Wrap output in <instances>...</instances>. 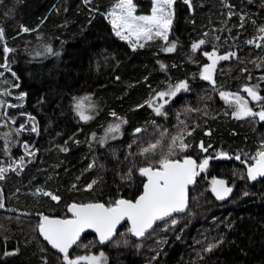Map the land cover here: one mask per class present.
I'll return each mask as SVG.
<instances>
[{"label": "trees", "instance_id": "16d2710c", "mask_svg": "<svg viewBox=\"0 0 264 264\" xmlns=\"http://www.w3.org/2000/svg\"><path fill=\"white\" fill-rule=\"evenodd\" d=\"M116 2L0 0V88L6 95L0 128L15 129L36 153L34 164L27 166L22 147L16 160L23 156L26 169L10 178L9 172L1 182L0 251L4 246L6 252L0 264H58L62 256L38 236L40 217L67 218L73 203L134 201L145 182L139 169L158 168L161 152L182 131L188 147L182 151L177 144L169 159L192 157L201 165V144L209 159L188 187L186 212L156 224L141 239L127 224L104 246L93 235H83L70 256L103 251L108 264H264V178L249 183L242 161L262 151L264 124L230 119L219 100L221 92L246 87L264 98V40L256 46L264 27V0H190L191 8L175 0L167 42L154 38L135 48L117 38L105 18ZM134 5L137 15H150L153 7L151 0H134ZM200 40L205 43L193 52L192 44ZM173 43L174 51L164 50ZM5 46L11 50L7 54ZM213 51L235 55L221 60L215 84L209 85L201 74L204 53ZM180 82L188 90L165 97L166 115H157L148 102L161 104L157 94ZM82 99L92 103L87 122L75 107ZM258 103L264 107V99ZM117 120L123 124L120 132L106 138L104 128ZM11 130L8 150L7 136L0 135V161L7 151L17 152L14 144L20 141ZM158 140L155 154H142ZM217 152L239 156V162L215 160ZM216 178L233 189L223 204L210 192ZM36 189L59 199L37 197Z\"/></svg>", "mask_w": 264, "mask_h": 264}, {"label": "snow or ice", "instance_id": "6c2138e0", "mask_svg": "<svg viewBox=\"0 0 264 264\" xmlns=\"http://www.w3.org/2000/svg\"><path fill=\"white\" fill-rule=\"evenodd\" d=\"M89 2L90 0H85V3ZM174 3L175 0H153L152 14L137 16L134 14L136 6L133 0H118L116 8L108 15L112 17L111 24L117 36L127 40L135 37L136 44L133 47L135 48L137 45L143 47L144 44L140 43V41H148L153 39V37H159L167 42L173 22L172 5ZM184 3L191 7L190 0H184ZM24 31H28V29L25 28ZM260 32L264 33V27L260 28ZM2 38L3 29H0V39ZM259 39L264 40V36L259 37ZM204 43V40H200L198 43L192 44V51L196 52ZM249 43H252V41H249ZM256 46L259 47L260 45L257 44ZM174 49L175 44L173 43L164 50L171 52ZM3 51L7 54L11 50L5 46ZM46 51L51 52V49H46ZM204 55L211 61V64L203 68L201 78L215 84L212 74L217 61L227 60L230 56L235 55V53L218 56L213 51L212 53L206 52ZM2 66L7 68V64ZM161 68H164V65H161ZM181 89L188 90L186 82H180L174 87H170L168 91L159 92L157 97L160 100H164L168 96L175 97ZM244 91L248 93L252 100L259 102L264 99L252 88L246 87ZM220 95L221 98L229 100L230 104L235 106L233 115L236 119L258 116L261 121H264V107H262L261 111L254 112L248 106L249 102L244 97L238 94L224 92H221ZM148 104L157 115H166L162 111L164 104L156 105L151 100ZM3 107L4 102L0 101V108ZM8 107H12V105H8ZM75 107L77 115H79L81 120L87 122L92 118L86 114L87 109L83 101L78 102ZM113 115L115 114L113 113ZM119 129L120 125L117 124L114 127H110L108 131L117 132ZM32 131H36V128L33 127ZM136 131L139 132L140 129ZM187 135H191V132L188 131ZM177 144L182 151L188 147L184 142V131L171 138V144L166 153L161 152L160 159L157 161L158 168L154 169L152 166H147L139 169L140 175L147 177V183L143 185V194L134 202L126 199H118L108 206L102 203H73L68 208V211L72 214V219H51L47 216H41V222L38 225L39 232L53 249L62 254L64 264H102L104 260L103 254L100 257L79 256L75 259L69 256V249L77 243L81 233L86 229H92L99 235L100 242L105 243L112 238L117 225L121 221L127 220L131 224L129 229L131 234L136 237H142L149 229L153 228V225L157 221L166 220L173 213L183 212L185 210L187 206L186 187L188 184L193 183L194 177L197 175L195 170L197 165L191 159H184L182 162L169 159L173 155V149ZM24 147L27 154L28 145L25 144ZM158 147H161L159 140L145 147L142 150V154H155ZM201 148H203V144H201ZM204 150L206 151V149ZM257 157L255 165L248 167V177L252 180L257 179L258 176L264 177V151H260ZM236 158L239 159V157ZM21 164H23L22 158ZM207 164L208 159H205L199 165L200 169L203 170ZM17 167H20V165H17ZM12 170L15 171L16 169L13 168ZM6 171L7 169L0 167V179H4V173ZM213 183L220 184L221 186L224 184L223 181H213ZM88 187L91 188V185ZM213 191L216 193L217 199H224L231 192V188H222V190L213 188ZM44 195H51L53 200L59 199V197L51 193L45 192ZM0 207H3L2 203H0ZM171 223L175 225L176 220L172 219ZM215 246V244L209 245L206 250L211 251Z\"/></svg>", "mask_w": 264, "mask_h": 264}, {"label": "rangeland", "instance_id": "374dc122", "mask_svg": "<svg viewBox=\"0 0 264 264\" xmlns=\"http://www.w3.org/2000/svg\"><path fill=\"white\" fill-rule=\"evenodd\" d=\"M152 1V5H153V0H151ZM184 1V0H183ZM117 2H118V0H117ZM117 2L116 3H114L110 8H109V10L107 11V13L105 14V18L107 19V21H108V24L110 25V27H111V29H112V31H113V33H114V35L117 37V38H119L120 40H123V41H126L131 47H133V45L134 44H136V38L135 37H132L131 38V40H127V39H121L120 38V36H117L116 35V32H115V30L113 29V27H112V24H111V19H112V17H110L108 14L110 13V12H112L115 8H116V5H117ZM133 3H134V0H133ZM188 5V4H187ZM189 6V5H188ZM191 8V7H190ZM172 12H173V5H172ZM135 15H137V13L135 12L134 13ZM152 14V11H151V13H150V15ZM137 16H139V15H137ZM154 38H156V39H160L159 37H153V39ZM160 40H162V39H160ZM149 41V40H148ZM142 42H145V41H143V40H141L140 41V43H142ZM138 46V45H137ZM253 88V87H252ZM5 89H4V87L3 88H0V93H4V94H0V101H2V102H4V105H6V101H5V97H6V95H5ZM244 91V89H242V91H238V92H224V93H233V94H238V95H240V96H242V97H244L245 99H247L248 100V106L250 107V108H252V110L254 111V112H259V111H261L262 110V107H263V105L262 104H260V103H258L257 101H255V100H252V98L248 95V93L247 92H243ZM85 99H82L81 101H83V103H84V106H85V108L87 109V112H86V114L87 115H90V113H91V109H90V107H92V103H91V101L90 100H88L87 102L86 101H84ZM159 100V99H158ZM219 100H220V102L221 103H223L225 106H226V108L228 109H226L225 111H227L226 113L228 114V116L230 117V119H233V120H238V121H248V122H250V123H253V125H262V124H264V123H262V121L259 119V117L258 116H256V117H252V116H249V117H245V118H242V119H236L235 117H234V115H233V113H234V111H235V106L233 105V104H230V102H229V100H226V99H223V98H221V95H220V98H219ZM154 101H156V103H157V99H155ZM80 102V101H79ZM159 103H161V104H163L164 103V100H159ZM1 109V108H0ZM258 117V118H257ZM257 119V120H256ZM2 119L0 118V124H2ZM262 123V124H261ZM120 125V129H119V131H117V132H109L108 131V129L110 128V127H114L115 125ZM8 125V124H7ZM122 125L123 124H121V122H119L118 120L117 121H115V122H112V123H110V124H107V126L104 128V134L106 135V138H107V136H114L115 134H117V133H119L120 132V130H121V128H122ZM6 128H8V126L6 127ZM10 128H8V129H5V127L4 128H0V135L2 134V135H6L7 136V139H8V141L6 142V145H5V148L8 150L9 148H8V146H9V141H10V137H8V135H7V133H9L10 132ZM2 131V132H1ZM12 131V133H13V137H15L17 140H22V138H20L19 139V134L17 133V131L15 130V129H12L11 130ZM105 137V136H104ZM14 139V138H13ZM108 140H110V138H108L107 139V141ZM23 141V140H22ZM22 141H20L18 144H17V141H15L16 143V145L14 144V148H13V150H17V152L16 153H13L12 154V152L11 151H7L6 152V158L5 159H2L1 161H0V167H3V168H5V169H7V171L4 173V176H6V175H8V173H9V171L11 170V168H19L20 170V172H17V171H13V175H15V173H16V175H20V173H21V171H23L22 170V168H20V167H17V166H15V164H14V161L17 159V157L18 156H20L19 154H20V152H22L23 151V149H22V147H24L23 146V142ZM262 145H264V144H262ZM204 149H206V148H204L203 147V150H202V152H201V154H200V164L201 163H203V161L205 160V159H207L208 157H206L205 156V153H206V151L204 150ZM20 150V151H19ZM18 151H19V153H18ZM262 151H264V149L262 150ZM260 151H257L256 153H255V155L254 156H252L251 158H248V159H242V161H245V162H247L248 163V165H247V163L246 164H244V165H247V166H251L254 162H255V160H256V158H257V154L259 153ZM23 155V154H22ZM212 156H227V157H230V158H232V159H234L232 156H229V155H227V154H223L222 152H217V153H215L214 155H212ZM211 157V156H210ZM237 157H239V156H237ZM21 158H22V156H21ZM21 158H20V162H21ZM235 159H237L236 157H235ZM239 159H240V157H239ZM239 159H237V161L239 162ZM28 160H30V162L29 161H27V166L29 165V163L30 164H34V162H33V159L31 158V159H28ZM19 161V160H18ZM32 161V162H31ZM234 165H236V163L234 164ZM8 166H10L9 168H8ZM22 167H24L25 169H26V166L25 165H21ZM206 172V171H205ZM12 174V173H11ZM9 175L8 176V178L9 177H11L12 175ZM238 180H239V178H238ZM0 181L1 182H3L4 181V179H0ZM6 181V180H5ZM4 181V182H5ZM212 181V180H211ZM1 182H0V185H1ZM34 193H35V195L38 197V196H40V195H42L43 194V196L45 197V196H48L50 199H52L51 198V195H44V193H41V191H39V190H37V191H34ZM47 193H49V192H47ZM38 194V195H37ZM53 200V199H52ZM56 201V200H55ZM164 228H165V226H164ZM79 249V248H78ZM5 249H4V246H3V251H0V256H2L3 258H4V256H5ZM101 254H103V257H104V260H103V262H102V264H108V260H107V256L105 255V253L103 252V251H97V252H95V253H93V252H89V254H84V252H76L75 254L73 253L72 254V256H70V254H69V256H70V258H72V259H75L76 257H79V256H96V257H100L101 256ZM58 255V254H57ZM76 255V256H75ZM58 264H64V261H63V259H61V261H59V263Z\"/></svg>", "mask_w": 264, "mask_h": 264}, {"label": "water", "instance_id": "95a60500", "mask_svg": "<svg viewBox=\"0 0 264 264\" xmlns=\"http://www.w3.org/2000/svg\"><path fill=\"white\" fill-rule=\"evenodd\" d=\"M261 36H264V33H261V34L256 38V41H257L258 44H259L260 41H261V39H259V37H261ZM205 59H206V62H207L206 65L211 64V61L208 60L206 56H205ZM220 63H221V60H218L217 63H216L215 69H214L213 74H212V75H213V80H215V71H216V69H217V67H218V65H219ZM205 82H206L207 84H209V85H212V84H213L212 82H210V81H208V80H205ZM226 158H227V156H218V157L215 158V160H223V159H226ZM257 158H258V157H257ZM257 158H256V159H257ZM185 159H191V160L195 161L192 157H188V158H185ZM234 159H235V158H234ZM183 160H184V159H183ZM183 160H179V161L182 162ZM195 163H196V161H195ZM255 163H256V160H255V162H254L251 166H254ZM196 165H197V163H196ZM248 167H250V166H247V165L244 166V168H245V173H246V177H247L249 183H254L256 180H258V179H263V178H264V177H259V176H258L257 179H255V180L250 179V178L248 177ZM205 168H206V167H205ZM205 168H204V169H205ZM195 170H196V172H197V175H199V174L201 173V169H200L199 165H197V167H196ZM142 177L145 179L144 184L147 183V177H144V176H142ZM213 181H223L224 184H223V186H221L220 184H214ZM213 181L211 182V185H210V192H211V195H212L213 198H214L218 203H220V204H223V203L227 202V201L230 199V197L232 196V193H233V189H232V187L229 185L228 181L225 180V179L216 178V179H214ZM193 183H194V180H193ZM193 183L188 184L187 187H186V200H187V206H186L185 210H184L183 212L173 213L172 216H173L174 214H176V215H181V214H183V213L186 212V210H187V208H188V204H189L188 187H189L190 185H192ZM213 188H216L217 190H222V188H231V192H229V193L225 196L224 199H217L216 193L213 191ZM142 194H143V188H142V192H141L140 195H142ZM140 195H139V196H140ZM139 196H138L136 199H138ZM136 199H135V200H136ZM135 200H134V201H135ZM134 201H133V202H134ZM85 204H87V203H85ZM71 205H72V204H70V205L67 206V209H66V212H67V218H64V219H72V214L68 211V208H69ZM172 216H171V217H172ZM47 217H49V216H47ZM171 217H169V218H171ZM49 218H51V219H61V218H59V217H49ZM169 218H166V220H168ZM163 221H165V220H163ZM40 222H41V217H40L39 223H40ZM160 222H162V221H157V222L153 225V228H154V226H155L156 224H158V223H160ZM124 224H127L128 227H129V229H130L131 224H130L129 221H127V220L121 221V223H120L119 225H117V228H116L115 233H114V235L112 236V238H111L110 240L106 241L105 243H101V242H100V240H99V235H98L96 232H94L92 229H86L83 233H81L80 238H81L83 235L90 234V235H93V236L98 240V242H99V244H100L101 246H104L107 242L111 241V240L114 238V236L116 235L118 229H119L121 226H123ZM153 228H152V229H153ZM152 229H149L146 233H149ZM37 232H38V236H39L40 240H41V241H42V242H43V243H44V244H45L50 250H52L54 253H56V254L62 256L61 253H59L57 250L53 249V248L51 247V245H50L46 240H44L43 236H42V235L40 234V232H39V229L37 230ZM146 233H145V234H146ZM132 236H133V235H132ZM133 237H134L135 239H141L143 236H142V237H136V236H133ZM79 240H80V239H79ZM79 240H78V241H79ZM78 241H77V242H78ZM75 245H76V244H74V245L72 246V248L69 249V254L71 253V251L73 250V248H74Z\"/></svg>", "mask_w": 264, "mask_h": 264}, {"label": "bare ground", "instance_id": "6f19581e", "mask_svg": "<svg viewBox=\"0 0 264 264\" xmlns=\"http://www.w3.org/2000/svg\"><path fill=\"white\" fill-rule=\"evenodd\" d=\"M0 18H1V17H0ZM163 46H164V44H163ZM181 52H182V51H181ZM184 53H185V52H184ZM243 77H244V76H243ZM243 77H242V78H243ZM244 79H245V78H244ZM206 84H207V83H206ZM201 90H202V89H201ZM217 91H218V90H217ZM234 93H235V92H234ZM244 93H245V92H244ZM205 96H206V95H205ZM213 96H214V95H213ZM206 97H207V96H206ZM215 97H216V96H215ZM196 99H197V98H196ZM213 99H214V98H213ZM206 100H207V99H206ZM204 101H205V100H204ZM204 101H203V102H204ZM210 101H212V100H210ZM210 101H208V102H210ZM212 102H213V101H212ZM202 104H203V103H202ZM205 104H207V103H205ZM214 104H215V103H214ZM203 106H204V105H203ZM201 108H202V107H201ZM215 108H216V107H215ZM225 108H226V107H225ZM195 109H196V108H195ZM208 109H209V108H208ZM193 111H194V110H193ZM206 111H207V110H206ZM191 112H192V111H191ZM194 113H195V112H194ZM226 115H227V114H226ZM190 116H191V115H190ZM187 118H188V117H187ZM257 118H258V117H257ZM33 120H34V119H33ZM256 120H257V119H256ZM185 122H186V121H185ZM197 126H198V125H197ZM1 132H2V131H1ZM62 147H63V146H62ZM60 148H61V147H60ZM262 148L264 149V147H262ZM263 149H262V150H263ZM57 150H58V149H57ZM35 154H36V153H35ZM26 156H27V154H26ZM35 157H36V156H35ZM38 158H39V157H38ZM33 160H34V159H33ZM26 162H27V161H26ZM17 169H18V168H17ZM204 171H205V170H204ZM13 174H14V173H12L11 175H13ZM15 174H16V173H15ZM28 176H29V175H28ZM32 176H33V175H32ZM9 178H10V177H9ZM27 178H28V177H27ZM30 178H31V177H30ZM34 178H36V177H34ZM31 179H32V178H31ZM30 181H31V180H30ZM0 182H1V181H0ZM3 182H4V181H3ZM26 182H27V181H26ZM35 185H36V184H35ZM35 185H34V186H35ZM0 186H1V185H0ZM11 187H12V186H11ZM1 188H2V187H1ZM6 188H7V187H6ZM6 188H5V189H6ZM34 188H35V187H34ZM28 189H30V188H28ZM34 190H35V189H34ZM36 190H37V189H36ZM22 191H23V190H22ZM26 191H27V190H26ZM43 192H44V191H43ZM6 193H8V192H7V189H6ZM41 193H42V192H41ZM8 194H9V193H8ZM10 194H11V193H10ZM37 195H38V194H37ZM8 196H9V195H8ZM10 196H11V195H10ZM31 197H32V196H31ZM8 198H9V197H8ZM8 198H7V199H8ZM32 198H33V197H32ZM39 198H40V197H39ZM7 199H6V201H8ZM69 201H70V200H69ZM67 202H68V201H67ZM83 202H84V201H83ZM4 204H5V203H4ZM45 205H46V204H45ZM67 205H68V204H67ZM41 206H42V205H41ZM52 206H53V205H52ZM63 206H64V205H63ZM48 207H49V206H48ZM60 207H61V206H60ZM44 209H45V208H44ZM59 209H60V208H59ZM64 209H65V208H64ZM54 210H55V209H54ZM193 211H194V210H193ZM46 212H47V211H46ZM48 212H50V211H48ZM51 212H54V211H51ZM51 212H50V213H51ZM54 213H55V212H54ZM57 213H58V211H57ZM63 213H64V210H63ZM59 214H60V213H59ZM64 214H65V213H64ZM193 214H194V213H193ZM47 215H48V214H47ZM62 216H63V215H62ZM52 217H53V216H52ZM179 224H180V223H179ZM182 224H183V223H182ZM182 224H180V225H182ZM182 228H183V227H182ZM179 229H180V227H179ZM215 233H216V232H215ZM182 234H183V233H182ZM90 236H91V235H90ZM182 236H183V235H182ZM94 239H95V237H94ZM209 239H210V238H209ZM211 239H212V235H211ZM213 239H215V238H213ZM95 242H96V241H95ZM211 242H212V241H211ZM78 243H79V242H78ZM87 243H88V242H87ZM91 243H92V242H91ZM85 246H86V245H85ZM95 246H96V245H95ZM82 247H83V246H82ZM93 247H94V246H93ZM94 248H95V247H94ZM102 248H103V247H102ZM81 249H82V248H81ZM87 253H88V252H87ZM88 254H89V253H88ZM75 256H76V255H75Z\"/></svg>", "mask_w": 264, "mask_h": 264}, {"label": "flooded vegetation", "instance_id": "af4514ba", "mask_svg": "<svg viewBox=\"0 0 264 264\" xmlns=\"http://www.w3.org/2000/svg\"><path fill=\"white\" fill-rule=\"evenodd\" d=\"M262 123H264V121H262ZM25 144H27V143H26V142H23V145H25ZM33 147H34V145H32V146H28V152H30V150H31ZM34 152H35V151H34ZM34 155H35V154H33L32 152H30V153H27V156H26V155H25V156H26L28 159H31L32 156H33V158L35 157ZM216 157H218V156H216ZM216 157H215V158H216ZM215 158H214V159H215ZM22 159H23V156H22ZM207 159H208V158H207ZM226 159H232V158L227 157ZM226 159H223V160H226ZM23 160H24V159H23ZM208 160H209V159H208ZM234 160H235L236 163H238L237 159H234ZM14 164H15V166L20 165V168H22V170H24V167L21 166V162H20V161H17V160H16V161H14ZM9 167H10V166H8V168H9ZM12 169H13V168H11V170H10L9 172H13Z\"/></svg>", "mask_w": 264, "mask_h": 264}]
</instances>
